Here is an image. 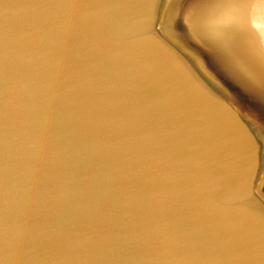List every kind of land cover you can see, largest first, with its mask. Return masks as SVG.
Returning a JSON list of instances; mask_svg holds the SVG:
<instances>
[{"label":"water","instance_id":"95a60500","mask_svg":"<svg viewBox=\"0 0 264 264\" xmlns=\"http://www.w3.org/2000/svg\"><path fill=\"white\" fill-rule=\"evenodd\" d=\"M174 2L0 0V264H264V127Z\"/></svg>","mask_w":264,"mask_h":264},{"label":"bare ground","instance_id":"6f19581e","mask_svg":"<svg viewBox=\"0 0 264 264\" xmlns=\"http://www.w3.org/2000/svg\"><path fill=\"white\" fill-rule=\"evenodd\" d=\"M167 27L238 103L237 114L264 127V0H175ZM255 190L264 198V171Z\"/></svg>","mask_w":264,"mask_h":264}]
</instances>
